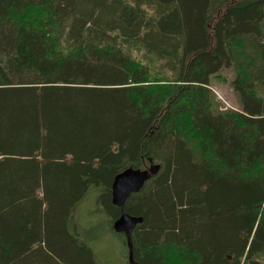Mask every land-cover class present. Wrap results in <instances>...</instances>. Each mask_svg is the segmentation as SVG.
<instances>
[{
	"label": "trees",
	"instance_id": "16d2710c",
	"mask_svg": "<svg viewBox=\"0 0 264 264\" xmlns=\"http://www.w3.org/2000/svg\"><path fill=\"white\" fill-rule=\"evenodd\" d=\"M148 158L138 264H264V0H0V264H99L90 190L127 255L111 186Z\"/></svg>",
	"mask_w": 264,
	"mask_h": 264
},
{
	"label": "rangeland",
	"instance_id": "374dc122",
	"mask_svg": "<svg viewBox=\"0 0 264 264\" xmlns=\"http://www.w3.org/2000/svg\"><path fill=\"white\" fill-rule=\"evenodd\" d=\"M234 77L235 73L229 68L220 70L211 80L209 87L218 109H238L237 93L232 85ZM75 221L79 236L89 243L99 264H128L126 246L109 228L108 215L98 200L97 191L90 190L80 201Z\"/></svg>",
	"mask_w": 264,
	"mask_h": 264
},
{
	"label": "water",
	"instance_id": "95a60500",
	"mask_svg": "<svg viewBox=\"0 0 264 264\" xmlns=\"http://www.w3.org/2000/svg\"><path fill=\"white\" fill-rule=\"evenodd\" d=\"M149 166L145 169L128 167L115 175L112 182L111 201L120 210V215L113 222V230L122 233L126 237L128 249V261L130 264H138L133 257V244L131 231L142 221V217L128 214L124 210L125 201L131 193L138 192L144 183L159 170V165L148 158Z\"/></svg>",
	"mask_w": 264,
	"mask_h": 264
}]
</instances>
